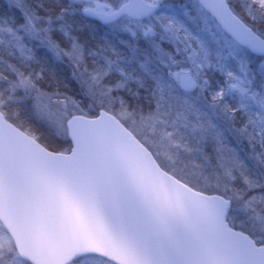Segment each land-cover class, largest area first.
Listing matches in <instances>:
<instances>
[{"label": "snow or ice", "instance_id": "obj_1", "mask_svg": "<svg viewBox=\"0 0 264 264\" xmlns=\"http://www.w3.org/2000/svg\"><path fill=\"white\" fill-rule=\"evenodd\" d=\"M0 264H264V0H3Z\"/></svg>", "mask_w": 264, "mask_h": 264}, {"label": "trees", "instance_id": "obj_2", "mask_svg": "<svg viewBox=\"0 0 264 264\" xmlns=\"http://www.w3.org/2000/svg\"><path fill=\"white\" fill-rule=\"evenodd\" d=\"M3 1L2 0H0V3H2Z\"/></svg>", "mask_w": 264, "mask_h": 264}, {"label": "rangeland", "instance_id": "obj_3", "mask_svg": "<svg viewBox=\"0 0 264 264\" xmlns=\"http://www.w3.org/2000/svg\"><path fill=\"white\" fill-rule=\"evenodd\" d=\"M3 1V0H2Z\"/></svg>", "mask_w": 264, "mask_h": 264}]
</instances>
